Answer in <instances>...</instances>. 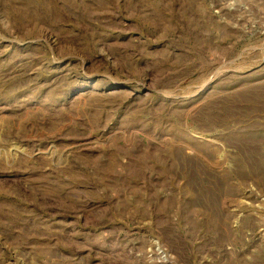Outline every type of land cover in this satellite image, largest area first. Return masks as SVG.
<instances>
[{"label": "rangeland", "instance_id": "1", "mask_svg": "<svg viewBox=\"0 0 264 264\" xmlns=\"http://www.w3.org/2000/svg\"><path fill=\"white\" fill-rule=\"evenodd\" d=\"M0 264H264V0H0Z\"/></svg>", "mask_w": 264, "mask_h": 264}]
</instances>
